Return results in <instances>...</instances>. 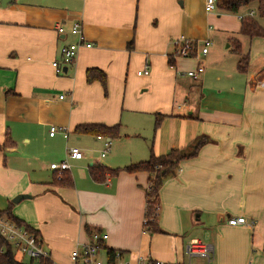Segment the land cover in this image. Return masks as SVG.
Here are the masks:
<instances>
[{"label":"crops","instance_id":"crops-1","mask_svg":"<svg viewBox=\"0 0 264 264\" xmlns=\"http://www.w3.org/2000/svg\"><path fill=\"white\" fill-rule=\"evenodd\" d=\"M205 2L8 0L0 5V212L19 194L35 198L29 204L35 222L30 227L45 238L55 262L67 263L70 251L88 241V228L105 234L104 247L131 264L139 259L264 264V88L258 85L264 80V40L243 36L237 16L240 26L224 30L227 51L237 40L248 53L247 70L238 71L240 56L220 52L223 34L211 32L210 23L223 13L214 10L215 19ZM74 23L81 24L91 47H80L75 61L58 70L52 62H60V47L77 40L69 32ZM181 36L212 45L204 56L173 58L171 41ZM199 64L203 73L188 77ZM144 66L149 75L137 76ZM92 68L105 74L106 94L100 82H86L85 72ZM160 113L165 117L154 132V115ZM91 123L120 126L107 160L110 150L104 157L91 153L92 145L103 150L100 139L73 133ZM50 126L57 129L53 137ZM199 135L209 142L181 161L158 192L156 224L163 233L143 228L146 172L121 171L101 183L88 175L91 166L123 168L147 160L150 146L162 156ZM68 147L79 148L83 157L67 158L72 185L59 187L49 165L65 160ZM11 213L23 219L13 207ZM239 216L245 225H228ZM194 240L211 247L209 259L187 256L185 248Z\"/></svg>","mask_w":264,"mask_h":264},{"label":"trees","instance_id":"trees-1","mask_svg":"<svg viewBox=\"0 0 264 264\" xmlns=\"http://www.w3.org/2000/svg\"><path fill=\"white\" fill-rule=\"evenodd\" d=\"M251 4L256 5V10L253 11V16H245L241 20L240 33L249 39L257 37L264 40V25L261 22H264V0H215V10L221 13L237 15ZM128 47L130 49L131 42L128 44ZM231 47L232 51L240 56L237 70L240 72H245L249 62L248 53L243 54L241 52V46L237 40L232 42ZM173 63V60L169 58L168 65L172 66ZM85 80L87 83H91L93 81L100 82L104 93L106 94V76L102 71L95 68L87 69L85 72ZM154 117L153 128L155 132L165 115L160 113L155 114ZM73 133L77 135L91 136L96 138L101 137L114 140L118 139L120 136V126L118 124L114 126H106L98 123L81 124L74 128ZM208 142L209 139L206 136L199 135L186 147L180 149H171L162 156H156L153 153L152 147L150 146L149 157L145 161H140L130 164L126 167L116 169H108L100 165H95L88 168V175L92 181L101 183L105 180L107 175L110 177H115L121 171H125L127 173L146 172L149 175V178L145 191L144 217L145 220L153 218V221L147 220L143 224V228L148 234L163 233L156 224L159 212L158 192L163 183L168 178L174 176L179 170L180 162L195 157L199 149ZM9 144L13 146V142H9ZM57 174L58 175H55L56 178L53 181L56 186L70 187L72 185L71 177L66 171ZM12 206L13 204L9 203L7 209L3 212H0V215L5 216V218L11 220L17 225L24 226L26 229L39 236L36 230L24 224L23 221L12 215ZM86 232L90 235L95 231H91L86 228ZM101 247L106 251V256L109 258V261L112 262L115 251L109 249L107 250L103 243H101ZM0 264H31V262L29 261L26 263L16 259L11 247L3 240V238H0Z\"/></svg>","mask_w":264,"mask_h":264},{"label":"built area","instance_id":"built-area-1","mask_svg":"<svg viewBox=\"0 0 264 264\" xmlns=\"http://www.w3.org/2000/svg\"><path fill=\"white\" fill-rule=\"evenodd\" d=\"M206 12H212L215 10V0H206L205 2ZM237 19L242 20L245 16L237 14ZM246 16H253V11L247 13ZM57 32L63 33L64 29L62 26L56 28ZM69 32L76 37L74 43H69L63 45L59 49L60 62H52V66L58 70L62 65L72 64L78 54L80 47L90 48V43L84 42V36L82 33V28L80 23H74L70 27ZM173 45V58H193L195 55L199 54L204 56L207 54L208 49L212 45L211 41L208 39L203 40L200 45L197 42L188 40L184 37L175 38L171 41ZM204 67L199 64L195 70L188 71L186 75L193 79L202 74ZM137 76H147L149 75L148 66H144L143 69L136 72ZM259 87L264 88V80L261 81ZM63 132V131H62ZM57 133L55 126L49 127V136L53 137ZM102 141L103 150L100 152V156L104 157L110 150V139L97 137ZM83 157L82 151L77 147H68L65 149V160L52 163L49 165V169L56 171L57 173L67 171L69 169V164L67 158L81 159ZM153 218L147 220L153 221ZM145 220L144 223L147 221ZM229 226H239L245 225L246 219L242 216L229 218L227 220ZM0 238H3L5 242L11 247L12 251H18L19 253L25 255L31 264H131L129 260L124 259L123 254L120 252H115L112 262L106 256V251L101 247L107 236L101 232L95 231L88 236V241L86 243L78 244L74 247L70 253L67 255V263H58L51 259L49 250L44 246L43 240L40 236L35 235L30 230L26 229L24 226L17 225L11 220L5 218V216L0 215ZM188 257L192 256H202L207 259L210 258L212 253L211 247L209 245L203 244L198 240L190 242L185 248ZM104 254L105 258L102 260L100 258L101 254ZM137 264H164L160 261H153L148 259H139Z\"/></svg>","mask_w":264,"mask_h":264},{"label":"rangeland","instance_id":"rangeland-1","mask_svg":"<svg viewBox=\"0 0 264 264\" xmlns=\"http://www.w3.org/2000/svg\"><path fill=\"white\" fill-rule=\"evenodd\" d=\"M255 11L256 10V5L255 4H251L250 6H248L245 10H244V12H246L247 11V13L248 12H250V11ZM213 12V11H212ZM213 16H214V18L216 19V11H214L213 13ZM240 15H242V16H245V15H243L242 14V12L241 13H239ZM218 15V14H217ZM247 15V14H246ZM253 15H254V13H253ZM220 16V15H219ZM216 20H218L217 22H211L210 23V27H211V32H221L222 34H223V36H222V40H220V42H219V45L220 46H218V49H219V51L220 52H222V53H224V54H228V56L230 57V56H234V58H239V56H238V54H236V53H234L233 51H227L226 49H225V47H226V45H228L229 44V42H228V38H227V35L225 34V33H229V32H226V31H224V30H229V29H236V28H238L239 26H240V21H238L237 19H236V15H227V14H222V16L220 17V19H216ZM262 22V24L264 25V22L263 21H261ZM233 37H235V38H239V40H244V42H245V40L246 39H243V38H240V37H237V36H235V35H233ZM227 38V39H226ZM244 46H246V44L244 45ZM245 52H247V49L245 50ZM218 55V52H217V54H216V58H215V66L217 67V68H219L220 66L222 67L223 66V64L221 63L220 64V61H217L216 59H217V57H219V56H217ZM220 58V57H219ZM91 136H89V138H90ZM111 142H112V139H111ZM101 144H97V145H92L91 147H90V149H91V153L93 154V157H98L99 156V153H100V151H101V146H100ZM112 152V148H111V150H110V152L109 153H107V155H106V158H105V160H107L108 159V157H109V155H110V153ZM12 200V199H11ZM11 200H10V202H11ZM35 200V198H33L32 200H21L20 202H18L17 204H13V210H15L16 209V212L17 213H15V215L17 216V217H21V221H23V223L24 224H26V225H28V226H30V225H35V222H34V218H33V210H32V208L30 207V202L32 201H34ZM33 206V205H32ZM14 212V211H13ZM44 223L48 226V223H49V221L48 220H45L44 221ZM45 240V238L43 239V243H44V245H45V247H47V242L46 241H44ZM14 256H15V258L16 259H18V260H20V261H22V262H27L28 261V258L25 256V255H23V254H21V253H19L18 251H14ZM100 258L102 259V260H104V258H105V256H104V254L102 253L101 254V256H100Z\"/></svg>","mask_w":264,"mask_h":264},{"label":"water","instance_id":"water-1","mask_svg":"<svg viewBox=\"0 0 264 264\" xmlns=\"http://www.w3.org/2000/svg\"><path fill=\"white\" fill-rule=\"evenodd\" d=\"M7 2H8V0H1L0 5H1L2 7H4V6L7 4ZM29 197H30V196L25 195V194H19V195L15 196V197L12 199V203L16 204V203L20 202L21 200H23V199H27V198H29Z\"/></svg>","mask_w":264,"mask_h":264}]
</instances>
